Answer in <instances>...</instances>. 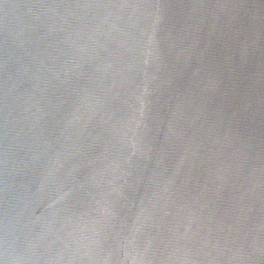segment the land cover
<instances>
[{"label":"water","instance_id":"water-1","mask_svg":"<svg viewBox=\"0 0 264 264\" xmlns=\"http://www.w3.org/2000/svg\"><path fill=\"white\" fill-rule=\"evenodd\" d=\"M0 264H264V0H0Z\"/></svg>","mask_w":264,"mask_h":264}]
</instances>
